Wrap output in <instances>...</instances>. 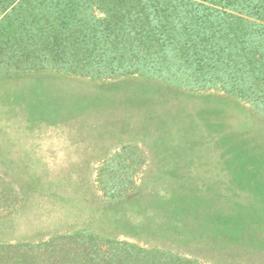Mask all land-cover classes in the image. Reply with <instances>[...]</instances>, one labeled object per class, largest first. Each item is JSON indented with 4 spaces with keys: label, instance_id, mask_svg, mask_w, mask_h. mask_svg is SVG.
<instances>
[{
    "label": "rangeland",
    "instance_id": "374dc122",
    "mask_svg": "<svg viewBox=\"0 0 264 264\" xmlns=\"http://www.w3.org/2000/svg\"><path fill=\"white\" fill-rule=\"evenodd\" d=\"M5 35L0 26V245L30 248L0 263L40 264L37 245L81 233L135 245L164 264H264L258 109L222 89L136 70L93 79L18 69ZM179 194L238 217L240 252L231 230L232 240L217 243L215 230L198 234L167 219L185 218ZM235 208L247 214L233 217Z\"/></svg>",
    "mask_w": 264,
    "mask_h": 264
},
{
    "label": "trees",
    "instance_id": "16d2710c",
    "mask_svg": "<svg viewBox=\"0 0 264 264\" xmlns=\"http://www.w3.org/2000/svg\"><path fill=\"white\" fill-rule=\"evenodd\" d=\"M4 12L0 26L6 40L13 39L10 52L19 56L18 69L34 64L37 70L93 79H114L135 70L151 78L169 76L190 81L196 89H222L264 116V0H0V15ZM178 196L185 218L167 212V219L178 218L198 234L215 230L211 234L217 243L232 240L231 230L240 250L246 238L236 234L243 225L235 223L238 217L233 220L230 211L211 200ZM231 212L233 217L247 214L236 208ZM22 247L30 248L0 245V258L5 261V252L6 258H19ZM35 248L42 253L40 264L166 262L152 260L135 245L81 233ZM22 259L13 264H27Z\"/></svg>",
    "mask_w": 264,
    "mask_h": 264
}]
</instances>
